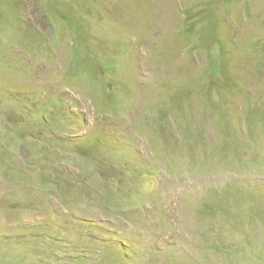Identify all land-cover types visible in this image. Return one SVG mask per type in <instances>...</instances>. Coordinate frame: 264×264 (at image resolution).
<instances>
[{
  "label": "rangeland",
  "instance_id": "1",
  "mask_svg": "<svg viewBox=\"0 0 264 264\" xmlns=\"http://www.w3.org/2000/svg\"><path fill=\"white\" fill-rule=\"evenodd\" d=\"M0 264H264V0H0Z\"/></svg>",
  "mask_w": 264,
  "mask_h": 264
}]
</instances>
